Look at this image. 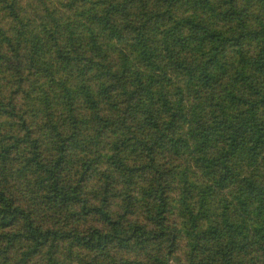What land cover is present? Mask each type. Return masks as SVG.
I'll return each mask as SVG.
<instances>
[{
  "label": "trees",
  "instance_id": "trees-1",
  "mask_svg": "<svg viewBox=\"0 0 264 264\" xmlns=\"http://www.w3.org/2000/svg\"><path fill=\"white\" fill-rule=\"evenodd\" d=\"M264 264V0H0V264Z\"/></svg>",
  "mask_w": 264,
  "mask_h": 264
},
{
  "label": "rangeland",
  "instance_id": "rangeland-1",
  "mask_svg": "<svg viewBox=\"0 0 264 264\" xmlns=\"http://www.w3.org/2000/svg\"><path fill=\"white\" fill-rule=\"evenodd\" d=\"M173 264H179L178 261L174 258L172 261Z\"/></svg>",
  "mask_w": 264,
  "mask_h": 264
}]
</instances>
